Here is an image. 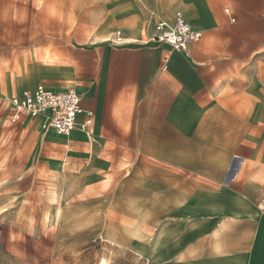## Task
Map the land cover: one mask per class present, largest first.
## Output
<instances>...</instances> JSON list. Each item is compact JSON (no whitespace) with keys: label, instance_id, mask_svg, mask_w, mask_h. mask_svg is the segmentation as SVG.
Listing matches in <instances>:
<instances>
[{"label":"rangeland","instance_id":"obj_1","mask_svg":"<svg viewBox=\"0 0 264 264\" xmlns=\"http://www.w3.org/2000/svg\"><path fill=\"white\" fill-rule=\"evenodd\" d=\"M165 1L0 0V264H193L196 239L213 242L219 256L252 254L260 240L264 256V145L260 151L253 144L264 142V130L262 140L250 130L255 103L231 104L224 135L213 133L221 121L209 113L208 132L187 150L193 168L176 157H146L97 134L95 125L90 137L75 134L65 165L64 139L13 121L2 96V75L10 93L56 81L66 69L64 48L124 44L144 23L165 20ZM234 121L247 123L240 184L232 183L240 161L232 148ZM252 181L260 186L258 202L244 205L238 193ZM217 201L224 203L220 211L212 210ZM153 238L158 247L149 252Z\"/></svg>","mask_w":264,"mask_h":264},{"label":"crops","instance_id":"obj_2","mask_svg":"<svg viewBox=\"0 0 264 264\" xmlns=\"http://www.w3.org/2000/svg\"><path fill=\"white\" fill-rule=\"evenodd\" d=\"M168 1L161 3L165 6V21L176 22L182 16L178 14L180 10L201 36L186 51L158 41L154 27L144 23L141 29L128 33L124 44L117 41L119 44L100 42L81 47L67 46L63 50L66 69L53 76L56 81H39L10 93L6 76L2 75L3 98L7 101L26 90H34L40 83L54 91L74 88L83 98V107L93 111L97 134L108 136L119 145L139 149L146 157L161 161L176 157L180 160L178 164L192 168L194 164L190 162L187 150L192 142H198L199 135L208 132L206 120L210 112L214 113V119L221 121L211 128L213 133L224 135L227 129H224L222 121L230 116L227 110L231 109V104L255 103L254 112L250 115L255 125L250 126V130L255 135L259 134V140H262L264 0ZM227 4L230 7L223 12V6ZM231 17L236 19L234 23ZM66 83H74L75 87L65 86ZM239 117L240 114L235 115L234 119ZM21 118L42 130L38 120ZM234 124L232 148L237 150L236 158L239 157L240 161L239 173L232 183L240 184L245 181L242 179L245 173L241 172L247 158V123L241 126L234 121ZM48 132L57 134L53 130ZM76 133L81 132L74 131L69 137L61 136L64 139L65 165L69 163ZM215 141L218 149L223 150L224 138ZM253 144L254 150L261 151L264 142L258 143V149L257 143ZM206 166L201 164L203 169ZM238 194H245L241 201L244 205L248 201L258 202L260 186L249 182L243 193ZM222 201L213 203L212 210L220 211L224 206ZM261 243L258 240L253 253L248 254L250 251L247 250L246 256L243 255L245 249L233 256H219L213 242L196 239L192 241L189 260L193 264H264V256L259 253ZM246 247H252V243H247Z\"/></svg>","mask_w":264,"mask_h":264},{"label":"built area","instance_id":"obj_3","mask_svg":"<svg viewBox=\"0 0 264 264\" xmlns=\"http://www.w3.org/2000/svg\"><path fill=\"white\" fill-rule=\"evenodd\" d=\"M230 14V10L226 9ZM236 19L231 17V22ZM156 39L169 44L175 49L186 51L189 46L200 40V34L191 24L178 18L176 22L156 20ZM120 38L121 32H117ZM14 116L13 121L20 117L38 120L44 132L55 131L58 135L69 137L74 131L84 133L86 136L94 135V113L82 105V96L74 89L54 91L43 83L34 90H26L21 95L8 98Z\"/></svg>","mask_w":264,"mask_h":264},{"label":"bare ground","instance_id":"obj_4","mask_svg":"<svg viewBox=\"0 0 264 264\" xmlns=\"http://www.w3.org/2000/svg\"><path fill=\"white\" fill-rule=\"evenodd\" d=\"M179 18V17H178ZM178 20V19H177ZM168 22V21H167ZM171 23V22H170ZM155 249L157 250V247H158V241H155Z\"/></svg>","mask_w":264,"mask_h":264}]
</instances>
